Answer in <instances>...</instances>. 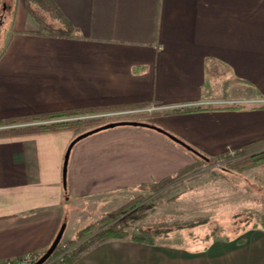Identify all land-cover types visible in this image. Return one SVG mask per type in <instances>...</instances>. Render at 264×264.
<instances>
[{"label":"crops","instance_id":"1","mask_svg":"<svg viewBox=\"0 0 264 264\" xmlns=\"http://www.w3.org/2000/svg\"><path fill=\"white\" fill-rule=\"evenodd\" d=\"M4 1L13 16L0 48V120L199 106L161 118L181 121L183 132L144 120L202 155L264 138V109L221 107L264 104V0H51L74 28L70 37L37 30L28 0ZM226 91L238 98L223 99ZM76 136L72 129L0 136V259L41 256L78 202L162 181L197 159L156 130L116 126L72 145L64 183ZM72 264H264V224L193 245L104 240Z\"/></svg>","mask_w":264,"mask_h":264},{"label":"rangeland","instance_id":"2","mask_svg":"<svg viewBox=\"0 0 264 264\" xmlns=\"http://www.w3.org/2000/svg\"><path fill=\"white\" fill-rule=\"evenodd\" d=\"M32 9L38 12L37 8L32 7ZM42 14L41 11L40 14L35 15L46 23L47 19ZM0 21L4 27L3 32L0 29V33H2L0 48H2V44L6 41V35L9 34L10 25L7 21L3 22L2 19ZM34 22L36 21L34 20ZM34 27L44 32L47 29L46 25H41L38 22ZM221 97L229 100L238 98L230 91H226ZM221 107L264 109V104L233 102ZM173 113L178 112L155 111L149 116H152L153 122L159 121L164 127L177 129L179 132L185 131L181 121L178 122L172 117L169 120H161L166 116H172ZM164 127L162 129L168 132ZM261 134L264 135V126ZM253 141L255 139L248 143ZM232 150H229V153H232ZM204 154L212 159L205 161L197 158L191 171L181 177L174 178L161 187L153 189L148 185L139 186L108 194L99 199L78 202L67 227V222L64 221L65 227L60 244L67 245L90 234L94 229L91 233L93 235L96 231L95 227L110 219L114 215L113 213L130 211L136 204L138 205L135 207L153 205L152 208L145 211L144 218L138 222V224L147 227L171 220L194 221L196 223L194 226L184 228L160 227L161 230L168 231V234L167 237H160L158 240L176 244H200L207 241L204 238L208 234L213 235L211 239L214 236L230 237L246 229H255V226L263 225L264 164L251 166L238 172L226 168L227 160L217 161L214 159L221 153L212 155L209 151H205ZM202 218L206 222H198Z\"/></svg>","mask_w":264,"mask_h":264},{"label":"trees","instance_id":"3","mask_svg":"<svg viewBox=\"0 0 264 264\" xmlns=\"http://www.w3.org/2000/svg\"><path fill=\"white\" fill-rule=\"evenodd\" d=\"M32 3L36 6L38 12L32 9ZM28 11L30 16L39 24L46 25V33L49 36L57 37H70V34L74 31L72 25L66 20L63 14L59 11L56 5L51 0H28L27 3ZM11 6L7 4L6 1L2 0L0 5V20L8 22L10 25L11 18L13 16V11ZM11 10V11H10ZM47 14L50 19L58 21L60 24L57 27L50 26L41 19L37 18L35 14H40V12ZM49 25V26H47ZM2 26V27H1ZM0 29L3 32V23L0 21ZM2 33H0V36ZM1 51V50H0ZM2 51L0 52L1 55ZM150 104H141L135 106H122V107H93L88 109H77L68 111H57L50 113L34 114L23 117H14L9 119L0 120V136H16V135H28L39 132L46 131H56L62 129H72L77 132V136L82 133H87L94 131L89 135L98 132L95 129L102 127L109 123L128 121V122H145L144 118L148 117L146 113H131V114H120V115H108L114 112L127 111L132 109H142L148 107ZM199 106L192 108H176L170 110V112H187L194 110H201ZM167 111V110H164ZM169 112V110H168ZM100 115V116H99ZM150 124V123H149ZM148 128V127H146ZM151 129V128H150ZM104 130V129H102ZM154 130V129H153ZM101 131V129L99 130ZM183 147V146H182ZM187 151L196 156V158L209 161L212 158H208L202 155L197 150L190 148H185ZM217 161L227 160L225 166L229 170L242 171L251 166L264 164V138L255 140L241 147L232 150V153L228 151L221 153L219 156L214 158ZM192 166L186 167L176 173L175 176L164 179L159 182H154L149 184L150 188H158L169 182L174 178L181 177L191 171ZM147 185H141L140 187H145ZM66 188L64 184V189ZM67 191L65 190V197L67 198ZM138 205V204H136ZM128 211H122L120 213H113L114 215L107 219L101 225L95 227V233L80 237L75 241L70 242L65 245L64 255L62 261L58 264H72L84 251H86L90 246L102 242L104 240L113 239H129L139 243L145 244H155L158 238L167 237L168 231H163L160 227H174V228H184L189 226H194L196 223L194 221H179L171 220L166 222H158L153 226H144L138 224V222L144 218L145 211L152 208V204L140 205ZM112 215V214H111ZM109 216V215H108ZM200 223L206 222L204 218L199 219ZM259 226H262L259 225ZM255 226L254 228H257ZM85 230V229H84ZM81 232V231H80ZM79 233V232H78ZM205 240L209 241L212 238V234L205 235ZM238 241L242 238L238 237ZM60 248V242L57 247L50 255V257L62 252Z\"/></svg>","mask_w":264,"mask_h":264},{"label":"water","instance_id":"4","mask_svg":"<svg viewBox=\"0 0 264 264\" xmlns=\"http://www.w3.org/2000/svg\"><path fill=\"white\" fill-rule=\"evenodd\" d=\"M124 125H130V126H140V127H148V128H151V129H154L164 135H166L169 139H171L172 141L180 144L181 146H183L184 148H190V146H188L187 144H185L184 142H182L181 140H179L178 138H176L175 136L169 134L168 132L152 125V124H149V123H143V122H128V121H121V122H115V123H109V124H106L102 127H100V129H108V128H113V127H116V126H124ZM99 128L95 129V131H99L100 130ZM94 131H90V132H87V133H82L78 136H76L69 144L68 148H67V151H66V154H65V159H64V169H63V177H64V183H65V171H66V162H67V158H68V154H69V151L72 147V145L74 143H76L78 140L88 136L90 133H92ZM64 227H65V224L63 223L58 231V233L56 234L54 240L52 241L51 245L49 246V248L40 256V258L33 264H43L49 257L50 255L53 253V251L55 250V248L57 247L58 243L60 242L61 240V237H62V234H63V231H64Z\"/></svg>","mask_w":264,"mask_h":264},{"label":"built area","instance_id":"5","mask_svg":"<svg viewBox=\"0 0 264 264\" xmlns=\"http://www.w3.org/2000/svg\"><path fill=\"white\" fill-rule=\"evenodd\" d=\"M162 109V108H160ZM159 107L150 104L148 107L142 109H132L127 111L114 112L108 115H120V114H131V113H146L147 115L152 114L155 111L160 110ZM62 252L56 254L53 257H49L43 264H58L62 261V257L65 253V245L60 244ZM40 258V255L37 253H28L14 258L0 259V264H33Z\"/></svg>","mask_w":264,"mask_h":264}]
</instances>
